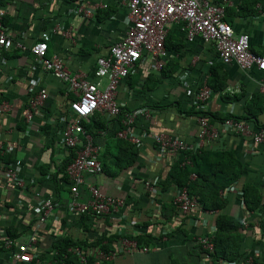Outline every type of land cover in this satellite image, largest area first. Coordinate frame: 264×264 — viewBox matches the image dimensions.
Masks as SVG:
<instances>
[{
    "label": "crops",
    "instance_id": "crops-1",
    "mask_svg": "<svg viewBox=\"0 0 264 264\" xmlns=\"http://www.w3.org/2000/svg\"><path fill=\"white\" fill-rule=\"evenodd\" d=\"M127 3L128 0L0 2V11L6 12L3 25L14 43L9 51L0 49V144L10 150L2 159V167L16 170L22 182V186L16 185L4 169L0 170V264H13L11 252L16 247L4 249V241L10 239V234L19 243L37 236L40 264L55 259L54 246L67 236L90 243L110 236H151L158 240L156 245L144 246L150 250L148 253L120 255L114 264H168L169 254L184 261L193 259L191 249L181 234H175L176 230L185 229L194 239L208 236L220 213L197 208L189 216L177 212L172 222L166 223L163 207L176 195L177 187L165 192L157 189L151 194L145 184L165 179L178 157L161 155L153 143L154 134L180 138L198 147L197 152L204 150L209 155L234 153L245 168L237 188L252 185L264 195V146L252 147L250 140L219 121L212 124L220 133L219 138L201 145L198 117L192 115L199 112L196 94L206 79L215 84L213 95L204 106L207 113L221 118H251L242 122L254 130L264 128V96L260 91L264 74L257 69L242 71L235 63L222 64L211 45L199 40L189 43L180 27L170 26L163 70L156 72L149 60H143L118 90L117 100L124 113L147 110L151 116L147 119L139 114L135 121L134 133L144 137L141 146L134 145L135 162L112 176L117 170L116 163L119 160L121 164L129 163L132 156V150L116 137L123 128L119 118L110 119L97 113L102 123L101 120L91 123L93 117L84 123L86 132L96 136L98 158L105 171L85 179L79 189V200L89 201L90 188L96 187L104 195L123 199L124 207L108 216L87 218L69 214L73 194L66 168L76 151L64 147L63 131L75 119L71 111L75 96L42 68L29 49L36 43H45L49 57L58 56L72 74L83 73L90 82H97L98 60L107 57L130 30ZM232 3L228 23L237 35L248 34L252 49L264 55V0H232ZM18 45L28 50L22 51ZM215 66L220 68L213 75L211 70ZM106 85L103 80L102 87ZM42 91L47 93L48 100L29 122L26 119L29 100ZM5 105L9 107L7 110ZM227 196L228 206L222 214L250 225L244 252L258 249L262 231L256 228L254 219L264 224V205L258 215H251L243 209L238 194ZM49 201L54 210L42 223L43 206Z\"/></svg>",
    "mask_w": 264,
    "mask_h": 264
},
{
    "label": "built area",
    "instance_id": "built-area-1",
    "mask_svg": "<svg viewBox=\"0 0 264 264\" xmlns=\"http://www.w3.org/2000/svg\"><path fill=\"white\" fill-rule=\"evenodd\" d=\"M232 5V0H128L130 30L122 42L115 44L110 49L107 57L98 60L97 82H90L83 73L72 74L58 56L49 57L48 46L45 43H36L29 49L42 68L63 82L70 93L75 96V101L71 103V111L75 119L63 131L64 147L76 151L75 158L66 168V175L72 183L73 194V200L68 207L70 215L74 217L108 216L119 213L124 207L123 199L104 195L96 187L90 188L91 198L89 201L81 202L79 200V189L85 184V179L103 173V167L98 158L99 148L95 146L93 137L86 132L83 123L88 122L97 113H102L110 119L123 117V129L117 133L116 137L136 146L142 145L144 137L134 133V124L139 114L150 119V112L142 110L139 113H124L117 100L118 90L120 85L130 77L134 68L143 60H149L154 70L161 72L168 57L166 42L170 26L180 27L189 43L199 40L204 44L211 45L222 64L235 63L242 71L250 72L257 69L264 74V55L252 51L250 36L246 33L237 35L234 28L226 21L228 10ZM262 14L264 15V13ZM5 15V11H0V49L9 51L14 47V43L10 33L3 25ZM18 48L22 51L28 50L22 45H18ZM103 80L107 81V85L104 87H102ZM260 91L264 96V78ZM212 95L213 91L205 79L196 94L200 112L207 113L204 106L208 104ZM47 100L48 95L45 91L31 97L26 113V119L29 122ZM8 108V105L4 106L5 110ZM198 123L201 145L206 141L219 138L220 133L206 117H199ZM223 125L250 140L252 147L264 146V128L254 130L248 123L234 119L227 120ZM152 139L161 155L179 157L183 153L198 151V147L189 145L186 141L168 134H154ZM9 152L10 150L0 144V170L4 169L9 179L16 185L22 186L16 170L2 167V159ZM190 164V160H186L184 163V165ZM145 187L151 194H155L158 189L157 182H147ZM228 193H236L241 198L243 197V191L236 185L221 194L226 196ZM172 200L173 205L184 216L192 215L197 211L198 201L189 195L187 189L177 191ZM53 210L54 206L50 201L44 204L40 219L42 223L47 221ZM213 213L216 214V212ZM250 214L258 215V213ZM254 222L256 228H260L262 231L263 222L261 223L258 219H254ZM242 224L245 230L250 227L247 221H243ZM216 231L217 228L214 226L210 235L197 239L204 253V261L201 264L210 262L209 258L215 250L213 235ZM263 241L262 231L258 249L252 248L245 251L243 260L223 262L222 264H264ZM38 242L37 236H30L24 243L7 239L4 241V249L12 250L14 246L16 247L11 252L13 264H40V256L37 254ZM149 251L148 248L139 247L136 241L124 238L120 240L115 251L97 250L95 264L113 262L120 255H131L135 252L148 253ZM70 252L79 257L81 264H86V257L79 249H72ZM48 264H65V262L54 259Z\"/></svg>",
    "mask_w": 264,
    "mask_h": 264
},
{
    "label": "trees",
    "instance_id": "trees-1",
    "mask_svg": "<svg viewBox=\"0 0 264 264\" xmlns=\"http://www.w3.org/2000/svg\"><path fill=\"white\" fill-rule=\"evenodd\" d=\"M1 1L2 0H0V2ZM226 21L228 22L227 18ZM167 44H169V38H167L166 47ZM252 51L254 50L252 49ZM218 68H220V66L212 67L211 74L215 75ZM208 85L211 87V89H213V87L215 88L214 81H208ZM192 115L198 118L201 116L206 117L211 125L214 121L224 123L229 119H234L237 121L251 120V118H245V120L235 117L221 118L219 116H214L211 113H203L200 111L193 112ZM122 118L123 117L119 118L121 125ZM255 119L257 120L256 117ZM97 120H101L99 121L100 123L103 122L102 118L98 119L97 116L94 115L91 123H96ZM84 123L83 126L85 128ZM103 129L107 130L106 128ZM92 137L95 139L96 136L93 135ZM121 142L127 146V149L129 147V150H132L131 161L126 164H121L119 160L115 165L117 170H114L112 176H117L122 172L123 169L131 166L137 157V151H135L133 144L125 141ZM74 158L75 156H73V159ZM186 160H190L191 164L184 165ZM244 170V165L232 152H216L211 153V155H209V153L204 150L200 152H188L181 154V156L178 157L176 164L169 171L167 177L165 179H161L157 183L158 189L162 190L163 192L169 190L172 186H176L177 191L187 189L189 195L197 199L198 209L200 208L204 211L209 210L220 213L216 219L217 231L213 235L215 250L209 258V264H222L223 262H236L243 260L246 230L244 229L242 221L237 218L222 214V212L228 206V196H223L221 193L226 192L230 187L237 185L244 175ZM103 171H105L104 168ZM242 190L243 209L249 214L258 213L264 205L263 191L252 185L245 186ZM162 212L164 220L169 224L172 222L175 214H177L179 211L173 205V200L171 199L169 204L163 207ZM90 216L92 215H86L84 217L89 218ZM262 228L264 237V227ZM175 234L182 235V237L185 239V242L187 243L188 248L191 249V254L194 255V257L193 259L184 261L182 259L176 258L172 254H169L168 264H201L204 261V253L202 252L197 239H194L191 234L182 228L177 229ZM10 235L11 237L9 238L15 241L16 236L12 234ZM124 238L136 241L138 246L141 248L144 246L156 245L158 243V240L152 238L151 236H137L133 238L110 236L92 243H90L88 240H74L72 237L67 236L59 240L54 246V253H56L55 259L58 261L63 260L65 264H81L79 257L76 254L70 252L72 249H79L86 257V264H95L97 259L95 252L97 250L106 252L115 251L120 240ZM106 264H114V261Z\"/></svg>",
    "mask_w": 264,
    "mask_h": 264
}]
</instances>
